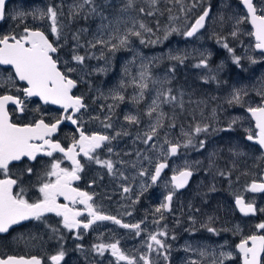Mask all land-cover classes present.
Returning a JSON list of instances; mask_svg holds the SVG:
<instances>
[{
  "label": "rangeland",
  "instance_id": "rangeland-1",
  "mask_svg": "<svg viewBox=\"0 0 264 264\" xmlns=\"http://www.w3.org/2000/svg\"><path fill=\"white\" fill-rule=\"evenodd\" d=\"M194 1L197 5L194 8L197 11L201 10V13L206 4L200 0ZM205 1L209 2V0ZM236 2L237 0H216L214 5H211L212 8L205 20V27L197 33L196 37L186 39L182 34L174 33L167 40L155 45L141 44L136 37H129L128 48H121L116 52L109 51L106 46L92 47L91 44H95V40L101 35L104 39L108 38L110 29H102L101 25H108L110 21L115 25L119 18L121 22L118 26L123 34L126 28L132 27L133 18L139 21L129 9L121 11L125 4L114 5L109 12L97 10V13H102V16L90 12L87 21H83L84 25L80 26L74 25V23L77 24L74 16L79 10L74 14L73 9H76L82 0H14L6 9L5 23L30 24L36 29H41L50 37L54 45L58 47V52L53 56L58 60L59 68L76 80L82 88L83 96L87 99V108L82 114L86 119L91 118L101 122L105 134L115 137L105 143L102 154L98 153L96 157L113 162L112 175L105 167H99L101 168L100 173L107 177L109 193L112 197L114 195L117 197L116 202L113 203L114 209L123 208L122 212L125 215L131 213L125 222L141 224L139 236L134 230L124 229V235L121 237L123 243L119 244L126 256L132 259V255H135L133 257L134 264H144V261L140 259L142 255H147L151 264H191V261H196L197 264H213L215 261L218 264L222 259L224 264H229L232 259V256L230 259L221 256L222 252L232 254V251H228L229 248L224 247L228 239L224 241L225 244L221 241L224 238L221 233L230 224V220L218 221L217 208H213V204H209L211 200L209 191L213 186L211 183H213V174L216 170L213 163L215 161L218 167L221 160H216V157L226 160L225 164L229 165L231 159L241 160L243 157L244 159L250 157L235 146L233 133L231 135L232 129L223 130L228 128L234 117H239L238 110L243 107L229 105L227 100L234 90L243 89L251 96L243 95L242 105L254 106L262 99L260 93L264 92V56L252 49V37L245 23L238 26L236 37L231 35L236 27V18L242 15ZM49 6L55 7L58 13L57 19L61 29L59 40L51 33L50 20L46 16L42 19L39 17V12H46ZM191 9L192 7L188 8V10ZM19 13L25 15L18 17ZM33 13L36 15L34 16ZM197 15V13L194 14V11L187 12L183 15L185 20L182 17L178 22L173 20V26L179 28L182 33L184 30L182 31L181 28L185 26L188 18L193 21ZM102 17H106V19ZM71 18L73 21L71 25H66L65 21ZM74 35L79 37L78 41L73 39ZM218 39L228 43L233 49V54L242 58L240 67L232 62V55L221 46V43H218ZM115 42L113 41V43ZM74 49L75 54L85 57L83 64L72 60ZM137 52L140 54L139 56L135 55ZM202 52L207 56L209 65L207 68L196 66L200 62V53ZM184 53H188V55L182 64L168 59L169 54ZM249 55L257 57L258 62L251 63L247 58ZM153 57H162V59L153 60L149 65L150 78L146 81L148 86L143 91V98L136 100L134 98L140 96L141 90L136 87L133 78L135 81L139 80L141 58L147 62ZM68 67L74 68L75 71L67 72ZM126 68L127 73L125 72ZM227 74L229 76H226ZM0 75L4 76L3 72L0 71ZM213 76L215 79H207ZM197 84L200 85L199 89ZM173 86L174 89H172ZM219 86H224L222 92H219ZM201 87L205 89V94H201L203 93ZM169 89L178 101H183V107L181 108L179 104L173 106L168 103L161 104L160 110L165 114L173 110H178L179 114L186 111L195 114L197 118L185 117V123L181 124L179 118H166L165 116L163 123L166 127L158 129V135L146 145L143 143L144 134L149 131L150 124L155 120V114L151 119L146 115L148 107L159 92ZM114 92H119L125 99L123 101L113 100ZM186 100L192 101L194 105L197 104V108H202V110L197 109L193 113ZM110 105L112 106L111 110H109ZM214 112L215 115H213ZM127 115L136 116L139 123H128L125 120ZM204 116L213 120L211 124H208L211 127L207 133H201L194 137L197 147H181L175 156L167 155L168 145L164 142L165 138L173 143L176 141L183 143L185 140L183 132H191L196 124H207L205 121L198 123ZM215 120L216 122H214ZM105 123H110L111 127L106 128ZM173 123L175 127H169ZM213 128L217 131H213ZM232 128L235 127L232 126ZM201 139L206 141V146L197 150L198 141ZM109 148L112 149L111 152L108 151ZM163 161L167 162V165L169 164L167 166L169 174L161 177L154 185L150 176L157 162ZM185 167H190L193 175L184 189L176 191L169 182V176L173 175L174 171L178 173ZM141 170H146L147 174L140 176ZM208 170L210 174L207 173ZM102 185V188L107 189L104 183ZM124 187H128L130 191L125 193ZM169 192L174 193L170 211L157 213L156 208L165 202V196ZM202 192L207 193L208 196L206 197ZM108 195L106 194V196ZM138 203L142 207L140 209L141 219H137L132 212L126 210L128 206H135ZM221 209L223 210V208ZM161 216L163 219H160ZM143 219L146 222L142 224ZM157 220L159 223L154 222ZM109 225L107 224V227ZM207 226L215 228L216 234L207 231ZM115 227L119 229L118 226L115 225ZM46 228L50 235L49 238L45 235H38L37 232H32L19 239L11 238L7 243L8 251L20 253L26 248L36 247L38 250H50L53 255L61 250L67 254L68 246L52 245L50 238L54 227L46 225ZM161 230L167 232V236L159 237L169 246L165 251L168 256L167 261L164 259V255L156 251L149 252L146 246L149 235ZM126 237L137 238L134 246L127 244L128 238ZM173 237L175 238L173 239ZM109 238L110 236H108ZM107 251L111 253L110 250L105 252L107 253ZM201 252L204 253L203 256L200 254ZM101 264H117V261L116 259L108 260ZM119 264H126V262L123 261Z\"/></svg>",
  "mask_w": 264,
  "mask_h": 264
},
{
  "label": "snow or ice",
  "instance_id": "snow-or-ice-1",
  "mask_svg": "<svg viewBox=\"0 0 264 264\" xmlns=\"http://www.w3.org/2000/svg\"><path fill=\"white\" fill-rule=\"evenodd\" d=\"M149 4V10L141 7L138 11L141 14L147 16L154 15L153 9L156 8L158 0H146ZM176 3H182V0H175ZM243 8L246 10V16L240 15L236 18V27L231 32L233 37L238 34V26L240 24L249 23L252 31L250 35L254 37L255 44L254 48L258 51L261 56H264V6L258 7L254 0H240ZM85 5L92 6L90 11L97 13V8L94 6V0H82V3L78 4L76 9H73L75 14L78 10L83 9ZM135 6V0H126L124 9H132ZM193 3L191 7H196ZM6 11V0H0V19H3ZM171 11V9H169ZM181 12H184V8L181 7ZM102 16V13H97ZM24 13H19L18 17H23ZM35 16L36 14L33 13ZM209 15V9L205 8L196 19L195 22L190 24L182 33L180 29L175 26L165 27L163 35H159V27L153 30L143 21H137L133 18L132 27L126 28L123 34L119 28L121 22L118 18L115 25L110 21L108 25H101L102 29H110L108 32V38L104 39L103 35L95 40V44H91L92 47L96 45L106 46L109 51L116 52L121 48H128L130 40L129 37H136L140 40L141 44L155 45L162 43L167 40L173 33L182 34L186 39L197 36L202 28L205 27V20ZM47 17L51 22V33L53 36L60 39L61 29L58 24V13L56 8L49 6L46 10L39 12V17L42 19ZM14 17V18H18ZM106 19V17H102ZM176 17H169L170 21L175 20ZM126 23V22H125ZM138 24V27H137ZM145 34H150L147 36ZM156 36V39H151V36ZM74 40H79V37L74 35ZM113 41H116L113 43ZM218 43L232 55V62L237 67L241 66V57L233 54V49L228 43L222 42L218 39ZM58 52V47L50 42L44 32L40 30H32L25 27L22 34H12L0 36V66H5V71L9 74L5 77L0 75V88L5 91L0 94V234L8 233L14 225H20L23 221L27 220H42L47 214H54L56 217L61 218V223L64 229L73 231L76 229L83 228L87 231L93 224L98 221H111L113 224L118 225L124 229L134 230L136 235L141 234V224L135 223H124L121 219L116 216L107 215L101 212L98 207L94 205L93 195L84 191H80L78 188L73 186V181L79 180V173L83 170V165L78 156L83 155L89 161H95L101 167H105L110 175L113 174L114 165L111 160H100L94 153L97 149H100L102 145L109 142L115 137H110L104 134H92L86 135L79 124V118L77 113H80L82 109H86L87 106L83 102V98L80 96H73L72 89L76 87V81L66 75L65 72L61 71L58 67V60L54 58L53 54ZM72 60L76 63L83 64L85 57L75 54V49ZM136 56L140 54L135 53ZM188 53L184 54H169L168 59L183 63L187 58ZM200 62L196 65L197 67L207 68V56L205 53H200ZM253 64L258 62V58L249 55L247 57ZM162 59V57H153L145 62L144 58H141L139 72V80L134 82L136 87L141 90L140 96L134 99L139 100L143 98V91L147 88L146 81L150 78L148 71L149 65L153 60ZM174 70V69H170ZM75 71L74 68L68 67L67 72ZM127 73V68L125 69ZM207 79H215L210 77ZM206 79V82H207ZM22 82V83H17ZM123 87V84H121ZM15 89L16 93H23V98L16 94H12V90ZM246 95L243 89H236L233 91L230 98L227 100L229 105H242V97ZM260 95L264 98V92ZM38 97L39 100L45 104L57 105L62 109L59 117L52 123H46L43 119H39L32 124H25L23 126L14 123L10 117V111L8 106L15 105V110L23 113L25 111V105L28 99ZM113 100L123 101L124 96L120 95L119 92H114L112 95ZM172 104L183 107V101H178L177 97L171 94V90L161 91L157 97L152 100L149 105L146 115L151 119L155 114V120L149 126V131L144 134L143 143L146 145L158 135V129L164 127L165 113L160 110L161 104ZM112 106H109L111 110ZM246 111L250 114L252 120L255 122V131L248 129L246 139L252 143L259 145V148L264 150V103L258 107L248 106ZM215 115V112L213 113ZM240 117H234L230 122L227 129L229 131L232 126L235 125ZM125 120L130 124L139 123L138 118L134 115L125 116ZM69 121L73 125H77V131L80 133L79 139L73 138L72 143L67 147L63 146L61 142L54 141L53 135L57 132L59 126L64 122ZM106 128H110V123H105ZM169 127H175V124H170ZM211 125L208 124H196L191 132H183L185 140L183 143L172 141L165 138V144L168 145L167 155L175 156L178 150L188 147L196 148L197 145L194 143V137L201 133H207ZM213 131L217 129L213 128ZM125 135L127 133H124ZM120 135V133H117ZM206 146V141L201 139L198 141V148L203 149ZM154 147V145H153ZM112 151L111 148L108 149ZM61 153L64 160H67L71 164V168L62 167V161L59 159H52L47 170L43 176L39 178V182L36 185L39 197L30 201L25 198V189L20 186L19 191H15L18 185H21L22 176L16 177L11 171L13 162H21L24 158L28 161H36L38 156L53 157L54 153ZM199 163V162H197ZM166 162H157L154 173L151 174L150 179L155 184L161 176L162 171L167 167ZM211 167V161H210ZM26 171L29 176L34 172L32 166H27L22 170ZM146 170H141L139 175L145 176ZM193 171L190 167L175 172L171 177L172 188L179 190L184 188L190 177H192ZM220 175H225L220 172ZM214 190V189H213ZM125 193L129 192L128 187H124ZM247 191L250 192H262L264 193V182H253L248 186ZM173 192H169L165 196V202L156 208V212L170 211L171 201L173 199ZM62 197L64 203L58 202V199ZM135 202V201H134ZM83 205V210H79L75 205ZM235 204L237 209L244 216L255 215L257 209L252 203H246L242 196H236ZM264 211V209H260ZM87 215L88 219L86 222L81 221L79 217ZM131 215V213H128ZM163 219V216L160 217ZM192 219V218H190ZM159 223V220L154 221ZM257 230H264V223L256 225ZM57 229H53L55 233ZM207 231L216 234V229L207 226ZM167 236L166 231H157L154 234H150L148 237L147 248L149 252L156 251L161 255H164V259L167 261L168 256L165 254L166 249L169 247L159 237ZM80 238L79 235L76 237ZM175 237H173L174 239ZM77 247H80L79 245ZM242 264H264V235L253 234L241 240L236 245ZM106 250H110L113 257L116 258L117 264L121 261H125L126 264H134L133 259L126 256L121 248L119 247V241L113 243H101L93 246V251L98 255L103 256ZM190 250V249H186ZM202 256L203 252L200 253ZM65 252L59 251L56 255L50 257L51 264H61ZM221 256L225 259H230L232 254L221 253ZM144 261V264H151V261L147 255L140 257ZM0 264H41V259L32 256L25 258L23 256H7L6 258H0ZM191 264H197L196 261H191ZM213 264H216L214 261ZM218 264H224V260H220Z\"/></svg>",
  "mask_w": 264,
  "mask_h": 264
},
{
  "label": "flooded vegetation",
  "instance_id": "flooded-vegetation-1",
  "mask_svg": "<svg viewBox=\"0 0 264 264\" xmlns=\"http://www.w3.org/2000/svg\"><path fill=\"white\" fill-rule=\"evenodd\" d=\"M14 0H9L6 2V9L8 5ZM206 4L205 8H208L209 11L212 8L211 5H214L216 0H209V2L205 0H200ZM258 7L264 6V0H254ZM238 4V10L240 14L246 16V10L243 8V5L240 3V0L236 2ZM204 8V9H205ZM199 13L201 10H198ZM6 12V11H5ZM198 13V14H199ZM245 26L249 30L252 31L251 25L249 23H245ZM30 28L32 30H40L36 29L34 26L30 24H7L4 22V18L0 20V36L3 35H12V34H22L24 28ZM45 33V32H44ZM47 36V34L45 33ZM48 39L51 41L50 37L47 36ZM252 37V36H251ZM253 41V39H252ZM252 49L255 52H258L254 49V41L252 42ZM259 53V52H258ZM54 55V54H53ZM59 67V65H58ZM0 71L5 74H9L8 71H5V67H0ZM62 71V70H61ZM178 75V73H176ZM175 77L178 78V76ZM226 76H229L227 74ZM70 77V76H69ZM71 78V77H70ZM73 79V78H72ZM75 80V79H74ZM76 81V80H75ZM22 83V82H17ZM197 88H200V85L197 84ZM173 89V88H172ZM219 92L224 90V86L218 87ZM5 89L0 88V94H2ZM82 88L76 82V87L72 89L73 96H80L83 98V102L86 105L87 99L83 96L81 92ZM201 91L205 94V89L201 87ZM196 93V92H195ZM12 94L20 95L23 98V93H16L15 89L12 90ZM249 93H246L245 97H250ZM208 97V96H207ZM252 98V97H251ZM264 98L259 100L257 104L252 107H258L262 104ZM188 104H191V107L196 106L190 100H186ZM248 106L246 104L238 110L239 117L241 118L238 122L233 125L235 128H232L231 135L233 133V140L235 141V146L239 147L246 156H250L249 158L244 159V157L240 159H231V164L229 165L226 163V160L221 158H217L216 160H221L218 167L216 162L214 161L213 166L216 167L214 170L213 176V186L211 188L209 198L210 203L213 204V208H217L218 221L223 222V220H230V224L224 228V232L221 233V236H224L221 241L224 243L226 239L227 243L225 244V248H229L228 251H232V259L229 261V264H241L240 253L236 250V245L241 242L242 239L251 236L253 234L256 235H264V230H257L256 225L259 223H264V211H260V209H264V193L262 192H250L247 191L248 186H250L253 182H264V154L262 149L259 148L258 145L248 141L246 136L248 134L247 130L251 129L253 132L255 128L253 126V121L250 118V115L246 111ZM10 111V117L12 121L18 125H25V124H32L39 119H43L46 123H52L55 119L59 117V114L62 112V109L59 108L57 105H45L43 104L38 97H33L28 99L25 105V111L20 113L15 110V105L8 106ZM84 109L81 110L80 113H77V117L79 118V124L81 126V130L86 135L92 134H105V131L102 127L101 122H97L91 118H85L82 114ZM196 111V110H195ZM176 112V111H175ZM177 113V112H176ZM181 114H172L168 112L165 116L166 118H179ZM189 116H191L189 114ZM182 117V116H181ZM184 118L178 119L181 124H184ZM213 119L206 121L207 124H211ZM166 121V120H165ZM219 121V120H218ZM216 122V120L214 121ZM220 123V122H219ZM166 127V125H164ZM80 133L77 131V125H73L69 121H64L58 128L57 132L53 135L52 139L54 141H59L65 147L72 143L73 138L79 139ZM105 145V144H104ZM104 145L100 149H97L94 155L101 153L104 149ZM52 159H59L62 161L61 166L66 168H71L70 162L64 160L61 153H54L53 157L47 156H38L36 161H28L24 159L21 162H13L11 167V171L16 177L22 176L21 185H18L15 191H19L20 186L25 189V198L29 199L30 201H34L39 197V192L37 191L36 185L39 182V178L43 176L44 172L50 165V161ZM80 160L81 164L83 165V170L79 173L80 179L73 181V186L78 188L80 191L87 192L93 195V203L98 209L107 215L116 216L117 218L121 219L122 222H125L128 219V215H125L122 210L123 208L114 209L115 206L113 205L116 202V195L112 197V195L108 191V180L106 175L100 173L101 168L100 165L95 163V161H89L83 155L77 157ZM100 160H103L102 157H99ZM225 161V162H224ZM164 162V161H163ZM222 162V164H221ZM167 163V162H166ZM169 165V164H168ZM27 166H32L34 172L31 176L28 175L26 171H23ZM166 167L162 173L161 177L168 175L169 171ZM220 172H223L225 175H220ZM208 174L209 170L207 171ZM172 175L169 176V182L172 185L170 178ZM159 178V179H160ZM158 179V180H159ZM106 185L107 189L102 188V183ZM152 182V181H151ZM158 182V181H157ZM156 184V183H155ZM154 184V185H155ZM208 185V184H206ZM214 189V190H213ZM106 194H109L106 196ZM206 197L208 196L207 193L202 192ZM151 195V193H150ZM149 195V197H150ZM167 196V195H166ZM236 196H242L246 203H252L253 206L257 209L255 215H248L244 216L240 213L237 209L235 204ZM254 199V200H253ZM165 200V199H164ZM58 202L64 203L63 198L60 197ZM207 204V206H209ZM75 207L79 210H83V205L77 204ZM141 205L135 206H128L126 210L128 212H132V214L137 218L141 219L142 212L140 211ZM209 208V207H208ZM223 208V210L221 209ZM220 209V210H219ZM167 212V211H165ZM228 214V216H227ZM81 221L86 222L88 219L86 213L79 217ZM146 220L143 219V223ZM148 222V218H147ZM139 223V222H137ZM107 224H110L107 227ZM46 225H51L54 229H57L55 233L52 231L51 235V242L52 245H66L68 246V253L64 255L61 264H101L102 262L106 261H113L116 259L112 256L109 251L105 252L103 256L98 255L93 251V246L96 244H107L119 241V244L123 243V239L121 237L124 235L123 230L124 228L115 227L111 221H98L97 223L93 224L87 231L83 228L76 229L73 231H69L64 229L61 223V218L56 217L52 214H47L42 220H28L20 225L12 227L8 233L0 234V258H6L7 256H23L25 258H30L32 256H36L41 259V264H51L50 257L53 255L50 253V250H38L36 247L26 248L22 252L18 253H11L8 250V241L11 238L19 239L30 235L32 232H37L38 235H45L49 238V233L46 228ZM130 230V229H125ZM47 233V234H45ZM77 235L80 236L77 239ZM108 236L110 238L108 239ZM128 238V245L134 246L135 241L137 238L135 237H126ZM80 247H77V246ZM224 248V249H225ZM227 250V249H225ZM135 256L134 254L132 255ZM132 257V259H133ZM123 261L119 262L122 263Z\"/></svg>",
  "mask_w": 264,
  "mask_h": 264
},
{
  "label": "trees",
  "instance_id": "trees-1",
  "mask_svg": "<svg viewBox=\"0 0 264 264\" xmlns=\"http://www.w3.org/2000/svg\"><path fill=\"white\" fill-rule=\"evenodd\" d=\"M197 1V0H196ZM121 3V5L123 4H126V0H94V6L97 8L98 11H106V12H109L112 10V7L114 5H117ZM195 3L194 0H182V3H176L175 0H158V4L156 5V8L153 9L154 11V15L152 16H147L145 14H141L138 9L143 7L145 8V10H149V4L146 2V0H135V6L132 8V9H129V11L136 17V19H138L139 21H143L144 23H146L149 27H151L153 30H156L157 27H159L160 29V32L158 33L159 35H163V30L165 27H168V26H173V23L172 21L169 20V17L170 16H174L176 17V19L174 21L178 22L181 17L183 18V20H185V18L183 17L184 14H186L187 12H192L194 11V14L196 15V13L198 14L199 11H197V9H195L194 7H192L191 10H188L189 7H191V5ZM92 6L90 5H85L83 9H80L76 15L74 16L76 19V22L77 24L74 23L75 26H80V25H84L83 21H87L88 19V16H89V13L91 12L90 11V8ZM181 7L184 8V12H181L180 9ZM169 9H171V11H169ZM186 16V15H185ZM188 17V16H186ZM72 18L70 20H66L65 21V24L66 25H71L72 23ZM192 22V19L191 18H188V21L185 23V26L183 28H181V30H185L189 24ZM174 34V33H173ZM146 35V38L148 35L150 34H145ZM151 38H154L156 39V36H151ZM173 89H174V86H173ZM190 105V110L195 113V110H202V108H197V106H193L191 107V104ZM178 110H173L172 111V114H179L178 112H176ZM189 114L191 116H189ZM181 116L182 117H187V118H190V117H196L197 116L192 113H189V112H186V111H183L181 113ZM179 115V119H181V117ZM207 116H204V117H201V119L199 120L198 123H202L203 121H208L209 118H206ZM206 119V120H205ZM185 123V122H183Z\"/></svg>",
  "mask_w": 264,
  "mask_h": 264
},
{
  "label": "water",
  "instance_id": "water-1",
  "mask_svg": "<svg viewBox=\"0 0 264 264\" xmlns=\"http://www.w3.org/2000/svg\"><path fill=\"white\" fill-rule=\"evenodd\" d=\"M7 1H9V0H6V2H7ZM207 9H208V8H207ZM202 12H203V11H202ZM202 12H201L200 14H202ZM200 14H199V15H200ZM199 15H198V16H199ZM198 16H197V17H198ZM197 17H196V18H197ZM196 18H195V19H196ZM195 19L192 21V23L195 22ZM0 20H1V19H0ZM192 23H191V24H192ZM252 39H253L254 44H255V39H254V37H252ZM254 49H255V48H254ZM0 67H5V66H0ZM262 103H264V101H262ZM248 114H249V113H248ZM249 115H250V114H249ZM250 118H251V116H250ZM251 119H252V118H251ZM252 121H253V120H252ZM22 126H23V125H22ZM253 126H254V128H255V122H254V121H253ZM258 146H259V145H258ZM262 152H263V154H264V150H262ZM24 159H27V158H24ZM154 170H155V168H154ZM153 173H154V171H153ZM190 178H191V177H190ZM189 180H190V179H189ZM170 181H171V178H170ZM186 186H187V185H186ZM186 186H185V187H186ZM185 187H184V188H185ZM184 188H182V189H184ZM182 189H179V190H176V191H180V190H182ZM49 214H51V213H49ZM52 215H54V214H52ZM27 221H28V220H27ZM24 222H26V221H23L22 223H24ZM22 223H21V224H22ZM14 226H17V225H14ZM14 226H13V227H14ZM236 250H237V248H236ZM237 252H238V250H237ZM240 259H241V258H240ZM241 264H242V260H241Z\"/></svg>",
  "mask_w": 264,
  "mask_h": 264
}]
</instances>
